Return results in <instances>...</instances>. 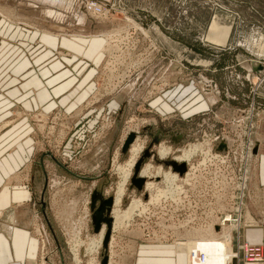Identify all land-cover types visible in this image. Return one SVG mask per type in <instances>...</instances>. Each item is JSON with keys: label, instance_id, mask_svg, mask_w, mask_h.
<instances>
[{"label": "rangeland", "instance_id": "rangeland-1", "mask_svg": "<svg viewBox=\"0 0 264 264\" xmlns=\"http://www.w3.org/2000/svg\"><path fill=\"white\" fill-rule=\"evenodd\" d=\"M0 16L20 26L9 43L31 62L22 76L53 81L36 110L23 106L36 89L20 104L3 96L20 121L0 155L24 163L37 264H187V244L212 225L231 240L230 264H248L245 246L264 264V0H0ZM214 25L229 29L224 43ZM127 170L118 209L136 206L94 253L92 195L114 199ZM168 171L181 194L158 201Z\"/></svg>", "mask_w": 264, "mask_h": 264}, {"label": "crops", "instance_id": "crops-1", "mask_svg": "<svg viewBox=\"0 0 264 264\" xmlns=\"http://www.w3.org/2000/svg\"><path fill=\"white\" fill-rule=\"evenodd\" d=\"M1 17V16H0ZM210 39L215 42L224 43L225 37L229 32L226 30L225 36L221 32H216L213 26ZM20 26H17L14 21L0 18V154L2 155L5 150V139H8L7 135L10 131H16L15 128L20 120L16 122H9L12 119L11 114L8 112V99H4L6 94L9 100L14 103H21L22 98L21 90L32 91L36 89L35 99L32 101L25 100L23 106L28 110L38 109L44 102L52 101L51 92L53 81L48 83H42V80L37 74L30 72L26 78L22 76L23 72H26L31 67V62L27 59L22 60L21 50L19 46L10 44L9 41L20 39ZM15 31V32H14ZM228 31V32H227ZM13 33V34H12ZM222 34V35H221ZM99 42V40H98ZM95 41V43H98ZM93 43V42H92ZM75 45H73L74 47ZM78 47V46H77ZM261 56H257L259 59ZM261 59V58H260ZM38 61H36L37 63ZM255 71L258 72V67H255ZM62 73L55 80L56 82L63 78ZM21 84L22 80H27ZM55 83V82H54ZM38 88H43L40 92H37ZM49 89V90H48ZM63 88H61V91ZM31 93V92H30ZM31 95V94H30ZM25 99V98H24ZM13 103V104H14ZM54 102L49 103L48 107L55 106ZM13 118V116H12ZM9 124L4 127L5 124ZM8 128V129H7ZM17 134V133H15ZM13 134V135H15ZM12 135V136H13ZM14 137V136H13ZM5 141V142H4ZM22 147V146H21ZM0 155V264H37L39 255V243L31 228V220L22 224V216L20 209L26 208L30 210V204L32 201V193L30 188L20 185V175L17 171L24 164L21 160L20 154L18 157L2 158ZM11 156V155H9ZM12 158V159H11ZM18 179V180H17ZM18 183V185H16ZM22 205V207H21ZM173 251V250H172ZM175 254V253H174ZM176 255V254H175ZM177 256V262H182V258L179 254ZM167 263L174 264L172 260H163Z\"/></svg>", "mask_w": 264, "mask_h": 264}, {"label": "bare ground", "instance_id": "bare-ground-1", "mask_svg": "<svg viewBox=\"0 0 264 264\" xmlns=\"http://www.w3.org/2000/svg\"><path fill=\"white\" fill-rule=\"evenodd\" d=\"M215 29H216V32H221L225 36V34H226V30L225 29H223V28H221V29L215 28ZM218 43H221V42H218ZM134 147H133V145L131 147L132 148L131 150H132V152L134 154L131 155L132 156V159H131L132 161L129 164L130 168H132V169L134 167H136L135 164L137 162L135 163V159L137 160V158H138L137 154L139 153V149H135ZM204 147L205 146H203V148ZM186 150H188V149H186ZM199 151L203 152V149L202 150L199 149ZM183 152H184L183 154L185 155L186 154L185 152H187V151L183 150ZM159 153H160L161 156L165 157V155L168 154V151L165 150V149H160ZM186 155H188V153ZM195 155H196V153H194L193 156H195ZM204 155L206 157L211 156L210 155V150L208 149L205 152ZM192 157L190 159H192ZM174 160L178 161V159H174ZM172 165L174 166V170H176L178 172H182L180 170H177V168L180 167L179 165H177L176 163H172ZM148 169H149V167L148 168L146 167V169L141 172L140 176L142 177L145 174L149 173ZM159 170H160V168H159ZM129 172L130 171H128V174H126V176L124 175L125 179H124L123 183L119 186V189H118V191H117V193H116V195H115V197L113 199V202H112V207H111L112 211H110L112 213L111 214L112 218L111 217L110 218H111V220L113 219L112 224H111V227L113 226V229L116 226L118 227V224L121 225L122 221H123V218L125 217V219H126L127 215L131 214L132 211H133V208L136 206L135 203H134V206L132 204L129 207L128 210L121 211V210H119L120 208L118 209L119 205L121 204V198H122V196L124 194L125 182L129 179V177H131ZM134 172H135V170H134ZM169 172L170 171H168V173ZM159 177L163 180L162 184H164V187L163 188H159L158 185H157L158 183L156 182V184H155L156 187H157L156 190H157V199H158V201L161 200V199L166 200V199H171V198H175V197L177 198V196L181 194V189L182 188H181L180 184L178 185L179 176L177 174H175V173L173 174V173L170 172L168 177H165L164 175H160ZM187 177L188 178L186 180L182 181V182L189 183V180H190L189 175H187ZM146 185L152 187V185L146 183L145 184V188L148 187V186L146 187ZM151 189H153V188H151ZM175 192H176V194H175ZM177 200H179V198ZM151 201H154L153 198L151 199ZM105 233H106L105 227H101V230H100L99 234L97 235L98 241H96V242L95 241H93V242L91 241L92 243H91V249L90 250L91 251L93 250L92 252L95 253V252H97L98 249L101 248V246L103 244ZM201 233H203L205 235L204 239H201L199 241L195 240V242L187 244L186 251H185L187 253L186 255L188 256L187 257V260H188L187 264H230L232 259H233V257H236V256H233V254H232L231 246H230L231 240L227 239V233H225L224 239H218V238L214 237V235H216V234H215V228L213 227V225L208 227L207 230L201 231ZM207 236H208V238H207ZM201 253L203 254V259H201Z\"/></svg>", "mask_w": 264, "mask_h": 264}, {"label": "water", "instance_id": "water-1", "mask_svg": "<svg viewBox=\"0 0 264 264\" xmlns=\"http://www.w3.org/2000/svg\"><path fill=\"white\" fill-rule=\"evenodd\" d=\"M132 140H133V136H129L127 141L125 142L124 149L128 147V145L132 142ZM59 166L63 168L61 165ZM138 168H139V164H137L135 167V172H134L135 175L138 171ZM183 169H184V165H181L180 167L177 168V170H180V171H182ZM83 179L89 180V178H83ZM136 181H138L139 183L142 182L141 179L136 180ZM112 202H113V197L104 199L102 197V194L99 191L94 192V194L92 195V202H91L90 209L93 212L92 225H93L94 232L95 233L100 232L101 224H105L107 228L105 236H104L103 244H102L103 252L104 250L106 251L107 246H108V241L110 238L111 224H112V220L110 218V211L112 207ZM96 203H99V207L97 209H95ZM101 264H108V259L106 256L101 261Z\"/></svg>", "mask_w": 264, "mask_h": 264}, {"label": "built area", "instance_id": "built-area-1", "mask_svg": "<svg viewBox=\"0 0 264 264\" xmlns=\"http://www.w3.org/2000/svg\"><path fill=\"white\" fill-rule=\"evenodd\" d=\"M244 250H246V254L249 261L248 264H254L253 262L258 261L262 255L261 249L252 248V247L249 248V246H245Z\"/></svg>", "mask_w": 264, "mask_h": 264}]
</instances>
